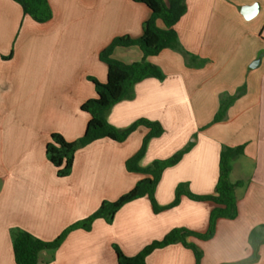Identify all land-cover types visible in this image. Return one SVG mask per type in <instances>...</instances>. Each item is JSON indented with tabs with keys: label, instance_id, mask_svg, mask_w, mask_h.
Wrapping results in <instances>:
<instances>
[{
	"label": "crops",
	"instance_id": "crops-1",
	"mask_svg": "<svg viewBox=\"0 0 264 264\" xmlns=\"http://www.w3.org/2000/svg\"><path fill=\"white\" fill-rule=\"evenodd\" d=\"M48 3L51 20L37 24L13 0H0V264H15L11 229L52 241L145 178L125 169L148 134L144 127L123 143L102 139L77 150L66 178L57 177L45 146L52 134L68 142L83 135L90 116L80 107L96 98L88 78L107 79L99 53L114 38L139 39L151 12L132 0ZM185 4L174 26L179 46L205 64L190 68L181 52L170 49L148 57L164 80L137 83L105 118L118 130L140 119L162 126L163 134L147 145L142 168L192 145L162 173L155 190L159 207L173 202L181 183L195 195H213L222 148L243 147L230 173L232 183L243 182L236 190V218L218 220L209 241L186 240L202 251L200 264H233L251 255L249 233L264 227V0ZM254 6L255 11L245 10ZM112 58L132 64L143 54L137 47L116 48ZM227 100L224 119L213 122L220 102ZM214 207L183 196L178 206L156 214L146 197L135 200L116 213L112 224L99 219L88 232H71L46 264H118L114 246L133 257L173 229L204 234ZM145 264H195V258L177 243L153 251ZM255 264H264V246Z\"/></svg>",
	"mask_w": 264,
	"mask_h": 264
},
{
	"label": "trees",
	"instance_id": "trees-1",
	"mask_svg": "<svg viewBox=\"0 0 264 264\" xmlns=\"http://www.w3.org/2000/svg\"><path fill=\"white\" fill-rule=\"evenodd\" d=\"M17 3L24 14L37 24H45L52 18V10L48 0H13ZM144 5L150 12V18L143 24L142 36L139 39L129 37L114 38L111 43L103 49L99 60L107 66V79L100 83L94 78H88L93 85L96 98L84 102L80 110L90 116L83 135L73 141H66L59 134H52L45 146V156L49 163L55 168L58 178L70 176L73 168L74 156L77 150L89 144L108 139L116 143H123L138 127L148 129V134L143 138L138 152L125 162V169L129 173H137L145 176L126 194L114 202L103 201L98 209L87 218L77 221L64 229L54 240L43 241L21 229H11L13 256L15 264H46L53 260L54 253L61 246L67 236L75 230L90 231L96 220H104L112 224L116 213L126 204L141 198H147L154 213L178 206L181 197H186L194 202H212L215 207L209 215L208 229L204 234H198L187 229L179 228L171 230L160 241H154L142 249L133 257L125 256L117 246L114 252L118 264H145L146 258L155 250L180 243L190 249L195 258V264H200L202 251L193 244L186 242L188 238H196L201 241H209L215 234L217 221L220 219L233 220L237 216L236 190L243 186L242 181L232 183L230 173L232 163L243 154V147H223L219 155V175L213 195L198 196L189 191L186 183L179 184L174 192L173 202L166 207H159L155 201V190L161 179L162 173L167 168L179 163L182 157L189 151L191 144L174 154L169 159L155 161L146 168L139 165L140 160L146 152L148 143L163 134L162 126L157 122L140 119L125 130H118L110 125L105 114L120 101L132 95L134 86L149 78L159 81L165 76L161 70L146 61L148 57L155 56L162 50L170 49L182 53L186 65L190 68L202 67L205 61L183 51L178 42L174 26L186 12L185 0H169L166 4L163 0H132ZM137 47L143 54V60L132 64H124L112 58L116 48ZM12 53V52H11ZM5 59L11 58L12 54ZM231 101H221L214 121L224 119ZM251 255L240 262L233 264H255L259 258V249L264 246V227L253 229L248 236ZM46 253L44 259L42 254Z\"/></svg>",
	"mask_w": 264,
	"mask_h": 264
},
{
	"label": "water",
	"instance_id": "water-1",
	"mask_svg": "<svg viewBox=\"0 0 264 264\" xmlns=\"http://www.w3.org/2000/svg\"><path fill=\"white\" fill-rule=\"evenodd\" d=\"M256 9H257V6H254V7H250V8H248V9H245V10H247V11H255ZM257 64H258V62L253 63V64L251 65V67H255V66H257Z\"/></svg>",
	"mask_w": 264,
	"mask_h": 264
}]
</instances>
